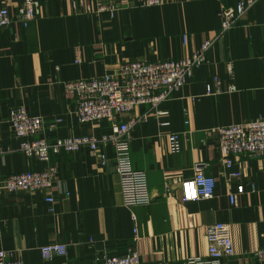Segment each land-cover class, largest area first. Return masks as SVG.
Here are the masks:
<instances>
[{"label": "crops", "instance_id": "0c3cea01", "mask_svg": "<svg viewBox=\"0 0 264 264\" xmlns=\"http://www.w3.org/2000/svg\"><path fill=\"white\" fill-rule=\"evenodd\" d=\"M23 1L0 0L14 19L0 26V178L57 165L56 208L49 211L44 191L1 193L0 249L14 251L24 264H103L104 255L131 249L143 264H189L190 258H209L207 226L225 222L235 254L216 264H264L254 257L264 248V160L234 158L225 169L216 133L220 126L264 119V0L225 32L221 8L239 0H165L160 6L113 0V15L99 12L96 0H38L40 14L27 27L16 18ZM207 39L213 40L207 61L159 106L162 114L141 105L116 116L123 123L146 115L131 128L130 146L133 168L148 177L149 205L124 204L111 145L102 148L105 164L87 147L49 162L20 151L10 122L13 108L41 116L40 136L48 139L100 136L112 122L80 123L66 82L136 60L189 58ZM174 133L178 153L170 149ZM198 163L215 178V195L185 202L181 185ZM233 171L241 175L229 177ZM51 243L65 244L67 253L44 258L40 247Z\"/></svg>", "mask_w": 264, "mask_h": 264}, {"label": "built area", "instance_id": "2783aa9c", "mask_svg": "<svg viewBox=\"0 0 264 264\" xmlns=\"http://www.w3.org/2000/svg\"><path fill=\"white\" fill-rule=\"evenodd\" d=\"M99 12L116 10L113 0H96ZM257 0H239L235 6H223L220 11L221 32L231 29L236 20L251 8ZM165 0H142L143 6H160ZM40 14L38 0H24L19 6L16 18L27 27ZM7 6L0 7V26L8 27L13 21ZM213 45L212 39L205 40L194 54L181 60H160L149 62L136 60L121 64L115 71L101 76L78 79L65 83L66 91L76 98V114L80 123L99 120H110L111 131L100 136L83 135L67 138L48 139L40 136L44 130V119L31 115L27 108L17 106L12 109L10 122L15 135L20 138V151L29 158H37L49 162L51 156L63 152L73 153L84 147L90 148L105 164L107 154L104 146H113L115 168L120 177L124 204L128 207L149 205L153 197L148 188L147 174L136 170L131 162V128L143 121L146 115L134 117L130 121L116 123V116L146 105L152 110L170 99L172 94L182 88L192 77L195 68L207 61V52ZM229 72H232L229 65ZM215 81L219 79L215 77ZM235 87L232 86L231 89ZM211 84L207 85L208 92ZM218 146L225 169L234 166V158H262L264 160V119L257 118L239 124L216 128ZM170 149L173 153L181 150L179 135L169 137ZM0 153L2 150L0 149ZM58 167L48 165L40 170L12 173L0 178V194L4 192H37L46 193L45 200L49 211L54 212L56 198L52 195L56 183ZM240 171L229 172V177H239ZM216 181L205 172L204 164L195 166L193 177L182 182L183 200H201L213 198ZM231 204H236V195L229 196ZM209 258H190L189 264H216L218 259L235 254L231 228L225 222H214L207 226ZM44 258L67 253L65 244L51 243L40 247ZM254 257L264 260V248L254 252ZM0 264H24L14 251L0 249ZM103 264H143L137 250L131 249L125 255H104ZM160 264H166L164 261Z\"/></svg>", "mask_w": 264, "mask_h": 264}]
</instances>
